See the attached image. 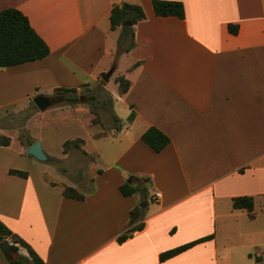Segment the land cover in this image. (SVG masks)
<instances>
[{
	"label": "crops",
	"instance_id": "0c3cea01",
	"mask_svg": "<svg viewBox=\"0 0 264 264\" xmlns=\"http://www.w3.org/2000/svg\"><path fill=\"white\" fill-rule=\"evenodd\" d=\"M166 1L182 3V20L154 16L151 0H0V11H20L49 48L41 60L0 68V123L37 96L92 90L110 70L129 82L126 93L112 95L121 130L80 138L96 172L82 201L63 197L49 163L26 156L29 146L17 131L0 128L9 139L0 151L15 147L13 157H0V223L45 264H260L254 258L264 246V0ZM123 3L140 6L145 17L118 47L122 26L111 30L109 15ZM68 110L94 118L81 103L44 112ZM37 116L26 121L23 141H39L48 159H62V149L50 154L35 134ZM150 127L170 139L159 153L140 139ZM132 177L148 178L152 193L143 201V229L118 244L129 212L142 203L119 192ZM243 196L253 199L252 217L232 208ZM209 235L158 261L160 253ZM0 264H8L1 253Z\"/></svg>",
	"mask_w": 264,
	"mask_h": 264
},
{
	"label": "trees",
	"instance_id": "16d2710c",
	"mask_svg": "<svg viewBox=\"0 0 264 264\" xmlns=\"http://www.w3.org/2000/svg\"><path fill=\"white\" fill-rule=\"evenodd\" d=\"M153 14L156 17H175L180 20L184 18V7L181 2L166 1V0H151ZM145 15L142 8L138 5L123 3L121 6H114L109 15L110 29L115 30L123 23L127 24L125 27H121L120 40L118 41V47H121V40H125L127 37L133 35L132 27L139 21L144 19ZM229 31L232 34L236 33V30L229 26ZM133 47V41L127 45V50ZM121 51H117L118 56ZM49 48L46 43L35 33L31 28L28 19L20 11L16 9H5L0 11V68L12 67L21 65L37 60H41L48 56ZM116 83L118 84V91L120 94L127 92L129 82L123 77H118ZM75 89H57L55 90L54 97L58 102H66L70 106L77 105L79 99L75 95ZM95 100V98H91ZM94 114L92 125L98 123L97 114L91 109ZM133 118V113L129 116V121ZM113 128L115 132H119L122 128L120 120L111 115ZM106 135V134H105ZM105 135H96L94 138H100ZM24 134L18 136V140L22 145L30 146L32 142L30 140L23 141ZM141 141L153 152H161L169 143L170 139L164 133L154 127H150L146 130L142 136ZM9 139L4 137L3 141L0 142V146H7ZM84 141L80 138L73 140H66L62 144L63 154H66L69 147L78 148L82 146ZM84 153V152H83ZM85 154V153H84ZM241 172V170H240ZM10 175H15L21 178H26L25 172L10 170ZM145 184L149 183L148 178L132 177L127 183L122 184L119 187V192L123 197H129L132 195H139L140 201H146L148 193L145 190ZM62 196L69 199L82 201L85 198L83 194H77L73 189L65 188L62 191ZM232 208L235 210H245L252 217V211L254 208L252 197H237L232 200ZM143 209L139 207L133 208L129 212V221L124 228L123 232L116 238V242L121 244L127 239L131 238L137 231L143 229ZM213 239V235L205 236L194 241L182 244L170 250L164 251L159 254L158 261L163 263L192 247L204 243ZM2 240L8 241L15 251L18 248H22L26 251V255L18 254L14 259L7 260L8 264H45L41 258L32 250V248L20 239L15 234H12L2 223H0V242ZM251 257V255H249ZM256 263L261 262V257L254 258Z\"/></svg>",
	"mask_w": 264,
	"mask_h": 264
},
{
	"label": "rangeland",
	"instance_id": "374dc122",
	"mask_svg": "<svg viewBox=\"0 0 264 264\" xmlns=\"http://www.w3.org/2000/svg\"><path fill=\"white\" fill-rule=\"evenodd\" d=\"M122 70L123 65L120 64L117 73L120 71L122 72ZM113 75L114 72L106 83L100 78L99 82L92 90L75 91V95L79 99V103L75 106H80L81 103L85 104L89 111L93 109L97 114L98 123L96 124H89L90 121L92 123L94 118L91 119L88 114H78L77 116H73L72 111L68 110L65 112L53 113L55 115H51L49 112L38 111L31 102L29 108L23 113L17 116H9L4 119L0 123V128L16 130L17 137L20 134H24V138H27V131L23 129V127L29 117L33 113L38 112V116L33 120L36 128L35 134L42 137L44 149L55 156L61 154V141L75 139L76 137L82 138V136H86L87 134L94 136L105 135L109 132L111 127L113 128L111 120L112 95L113 93L120 94L118 91V84L116 83L117 78L120 76L115 77ZM91 97L95 98V100L91 101ZM66 105H68L66 102L61 103L57 101V103L51 107H61ZM3 138L4 137L0 136V142L3 141ZM23 146L26 147L25 143ZM81 148L82 146H79L78 148L69 147L67 153L62 159H48L46 163H49L48 165L56 171L54 176H58L53 179L54 185H59L62 191L65 188H70L77 194L86 195L92 188V180L96 172L91 166V160L84 155V151ZM14 151V146L10 152L0 151V157H13L12 152ZM10 163L11 162L5 164ZM144 185L148 195L151 194L152 190L150 185L145 183ZM136 196L139 197V195ZM262 243H264V241H262ZM17 252L18 254H27L26 251L20 247ZM258 254L261 257L260 264H264V246L260 249Z\"/></svg>",
	"mask_w": 264,
	"mask_h": 264
},
{
	"label": "water",
	"instance_id": "95a60500",
	"mask_svg": "<svg viewBox=\"0 0 264 264\" xmlns=\"http://www.w3.org/2000/svg\"><path fill=\"white\" fill-rule=\"evenodd\" d=\"M127 24L123 23L121 26L125 27ZM112 70L107 72L103 77L102 80L104 82H108L110 76L112 75ZM81 101V100H80ZM57 103V99L54 97H46V96H37L33 98L32 104L34 107L40 111L43 112L50 106H53L54 104ZM24 154L26 156L32 157L38 162H46L48 160V157L46 154L42 151L41 145L39 142H35L31 144L29 147H27L24 150ZM146 205L145 202H142L139 204V208H143ZM0 253L7 259L11 260L14 259L17 255L18 252L15 251L10 243L6 240H2L0 242Z\"/></svg>",
	"mask_w": 264,
	"mask_h": 264
}]
</instances>
